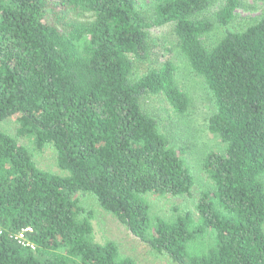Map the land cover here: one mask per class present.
I'll return each instance as SVG.
<instances>
[{
    "label": "trees",
    "instance_id": "trees-1",
    "mask_svg": "<svg viewBox=\"0 0 264 264\" xmlns=\"http://www.w3.org/2000/svg\"><path fill=\"white\" fill-rule=\"evenodd\" d=\"M148 2L144 11L138 0H0V264H135L95 241L86 196L174 264H264V7L232 31L244 0ZM167 25L224 145L202 157L210 186L197 191L191 147L176 148L146 107L160 97L174 116L189 114L176 66L137 73L149 31ZM45 149L60 174L38 168L33 152ZM148 194L179 201L171 219L151 215Z\"/></svg>",
    "mask_w": 264,
    "mask_h": 264
},
{
    "label": "rangeland",
    "instance_id": "rangeland-1",
    "mask_svg": "<svg viewBox=\"0 0 264 264\" xmlns=\"http://www.w3.org/2000/svg\"><path fill=\"white\" fill-rule=\"evenodd\" d=\"M144 11L149 10L148 0H138ZM264 7V0H244L243 8L237 11L236 17L229 25V30H237L250 18L257 16ZM219 10V4L209 8L202 16L213 17ZM172 27L170 25L154 28L149 31L151 40V50L149 60L138 65L137 73L142 74L147 67L158 65L166 60H171L177 68L176 78L180 87L191 97L192 104L189 114L178 118L167 111L166 103L160 97H150L146 101V107L153 113L163 128H165L173 145L178 148L182 144L191 147L185 154V160L190 166L195 180V190H200L210 186L205 178L200 162L207 151L215 150L221 152L224 145L220 140L210 134L207 130V119L213 111L210 95L203 83L186 66L185 61L178 50L174 48V38L172 37ZM223 30L218 28L213 33L203 38L207 44H214ZM17 125L15 120H8L3 125V130L15 136ZM18 142L29 149H32L30 139L19 138ZM34 160L40 170L60 174L55 164V154L51 149L41 152L34 151ZM151 207V215L160 218L171 219V206L178 200L170 197H160L159 195H147ZM82 204L91 209L94 213V239L98 243L111 241L115 243L118 252L122 256L130 257L135 264H174L165 255H160L147 245L136 239L119 221L113 216L105 213L99 205L93 201L92 197L81 198ZM191 204V202H189Z\"/></svg>",
    "mask_w": 264,
    "mask_h": 264
},
{
    "label": "built area",
    "instance_id": "built-area-1",
    "mask_svg": "<svg viewBox=\"0 0 264 264\" xmlns=\"http://www.w3.org/2000/svg\"><path fill=\"white\" fill-rule=\"evenodd\" d=\"M1 233V232H0ZM16 240L18 241V243L24 247V248H30L31 250H35V247L33 245H31L29 242L26 241L25 237L23 236V233L19 234L16 237Z\"/></svg>",
    "mask_w": 264,
    "mask_h": 264
}]
</instances>
